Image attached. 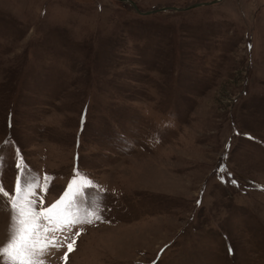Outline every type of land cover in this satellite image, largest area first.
<instances>
[{
    "label": "rangeland",
    "instance_id": "rangeland-1",
    "mask_svg": "<svg viewBox=\"0 0 264 264\" xmlns=\"http://www.w3.org/2000/svg\"><path fill=\"white\" fill-rule=\"evenodd\" d=\"M131 1L0 0V264H264V0Z\"/></svg>",
    "mask_w": 264,
    "mask_h": 264
},
{
    "label": "snow or ice",
    "instance_id": "snow-or-ice-1",
    "mask_svg": "<svg viewBox=\"0 0 264 264\" xmlns=\"http://www.w3.org/2000/svg\"><path fill=\"white\" fill-rule=\"evenodd\" d=\"M17 167L19 168V165ZM75 183L73 181V184ZM231 183L235 184L237 182L232 180ZM86 186L88 185H83L81 188L76 189L73 195L83 197V187ZM34 188L35 184L31 183L22 187L21 181L18 179L15 186L16 195L10 197L11 207L16 213L12 218L15 230L11 233L10 243L3 249V253L8 256L12 264H35L33 257L41 251L36 246L40 228L38 221L64 218L71 208L69 203V192L72 191L71 185L69 186V192H65L64 196L56 203H53L46 211L36 210V201L31 198L34 194ZM0 191H3V189H0ZM3 194L6 197L9 196L7 191H4ZM88 222L91 223V221ZM69 223H78V221H69ZM68 250H73L71 243L68 245Z\"/></svg>",
    "mask_w": 264,
    "mask_h": 264
},
{
    "label": "water",
    "instance_id": "water-1",
    "mask_svg": "<svg viewBox=\"0 0 264 264\" xmlns=\"http://www.w3.org/2000/svg\"><path fill=\"white\" fill-rule=\"evenodd\" d=\"M121 1L128 2V3H130L131 5L134 6V3L131 0H121ZM216 1H218V0H213V1H208V2H202V3H196V4H193L192 6L202 5V4H208V3H212V2H216ZM150 12H153V11H146L144 13H150Z\"/></svg>",
    "mask_w": 264,
    "mask_h": 264
}]
</instances>
